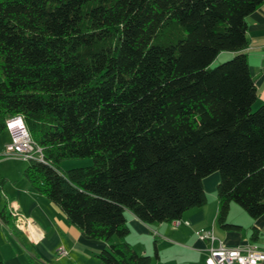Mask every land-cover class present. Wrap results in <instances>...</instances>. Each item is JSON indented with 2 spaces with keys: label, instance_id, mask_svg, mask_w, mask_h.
Listing matches in <instances>:
<instances>
[{
  "label": "trees",
  "instance_id": "obj_1",
  "mask_svg": "<svg viewBox=\"0 0 264 264\" xmlns=\"http://www.w3.org/2000/svg\"><path fill=\"white\" fill-rule=\"evenodd\" d=\"M263 3L0 0V132L24 120L43 160L28 159L23 176L107 243L105 264H152L126 240L127 213L181 220L208 203L214 172L222 229L244 230L228 220L232 203L264 215V104L246 53L247 17ZM222 52L233 55L212 67Z\"/></svg>",
  "mask_w": 264,
  "mask_h": 264
},
{
  "label": "crops",
  "instance_id": "obj_2",
  "mask_svg": "<svg viewBox=\"0 0 264 264\" xmlns=\"http://www.w3.org/2000/svg\"><path fill=\"white\" fill-rule=\"evenodd\" d=\"M247 25L249 45L246 53L257 87L256 106H259L264 104V3L248 15ZM232 55L222 52L219 57L227 59ZM22 170L0 177L3 197L0 211L6 207L11 213L16 208L25 217L21 220L12 216L10 223L0 218V261L4 264H105L97 254L107 243L84 237L79 228L69 223L59 206L29 185ZM206 179L204 188L208 203L185 212L181 227L175 228L170 223L148 225L131 212L127 213L130 232L126 240L139 254L151 256L152 264H205L209 242L199 237L197 231L200 229L219 234L226 246L241 244L243 232L217 231L216 184L220 176L216 173ZM233 209L237 208L232 203L229 215ZM252 226L261 230L264 215L253 219ZM60 249L66 250L67 254L62 255Z\"/></svg>",
  "mask_w": 264,
  "mask_h": 264
},
{
  "label": "built area",
  "instance_id": "obj_3",
  "mask_svg": "<svg viewBox=\"0 0 264 264\" xmlns=\"http://www.w3.org/2000/svg\"><path fill=\"white\" fill-rule=\"evenodd\" d=\"M14 122L21 123L13 127ZM7 127L12 136V143L8 146V149L12 151V155L20 156L25 160L36 157L43 160L41 148L31 137L26 123L21 117L8 120ZM36 152L39 153V156H36ZM11 215L25 220V217L16 208L11 210ZM183 222V219L174 220L171 224L178 227ZM197 234L201 239L209 242L205 264H264V249L255 243L248 242L242 246L227 247L212 230L200 229ZM59 251L62 255L67 254L64 249Z\"/></svg>",
  "mask_w": 264,
  "mask_h": 264
},
{
  "label": "rangeland",
  "instance_id": "obj_4",
  "mask_svg": "<svg viewBox=\"0 0 264 264\" xmlns=\"http://www.w3.org/2000/svg\"><path fill=\"white\" fill-rule=\"evenodd\" d=\"M219 56H220V54H219ZM219 56L212 63V67L219 65L222 62L226 61V59L223 58V56H221V57H219ZM9 132H10L9 130L5 131V132H0V177L4 173L12 174V173L21 171V169L24 170L25 166L28 164V160H25L22 157L17 156V155H12V151H10L8 149V146L12 143L11 132L10 133ZM92 162H93V160L91 157L66 158L61 162L60 168H61V170L65 171V170L75 168V167L89 166L92 164ZM216 173H218V172H214V173L208 175L206 178L207 179L211 178L213 176V174H216ZM216 187H217V184H216ZM2 203H3V197L0 193V206L1 207L3 205ZM233 204L236 206L237 209L236 210L233 209L231 211V213L228 217V220L231 223L242 225L244 228L243 234L241 237V238H243V240L240 242L241 244L237 245V246L246 245L250 241L251 243H255L259 247L264 249V227L263 226L261 227L260 235H259L258 239H256V240L251 239V234H252L251 224H252L253 219L249 216L247 211H245L241 206H239L236 203H233ZM166 224H168V223H166ZM175 228H177V227H175ZM216 228H217L218 232H221V233L224 232L218 223L216 225ZM215 235L219 239L222 240V237H220L219 234L216 233ZM237 246H228L227 245V247H237Z\"/></svg>",
  "mask_w": 264,
  "mask_h": 264
},
{
  "label": "bare ground",
  "instance_id": "obj_5",
  "mask_svg": "<svg viewBox=\"0 0 264 264\" xmlns=\"http://www.w3.org/2000/svg\"><path fill=\"white\" fill-rule=\"evenodd\" d=\"M19 123H21V122H14L13 124H12V126L14 127V126H17Z\"/></svg>",
  "mask_w": 264,
  "mask_h": 264
}]
</instances>
